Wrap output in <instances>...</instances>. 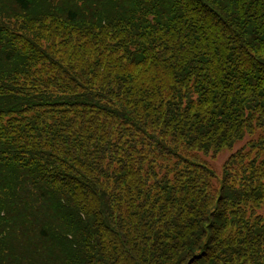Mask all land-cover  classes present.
Instances as JSON below:
<instances>
[{
    "label": "trees",
    "instance_id": "1",
    "mask_svg": "<svg viewBox=\"0 0 264 264\" xmlns=\"http://www.w3.org/2000/svg\"><path fill=\"white\" fill-rule=\"evenodd\" d=\"M263 204L264 0H0V264H264Z\"/></svg>",
    "mask_w": 264,
    "mask_h": 264
},
{
    "label": "rangeland",
    "instance_id": "2",
    "mask_svg": "<svg viewBox=\"0 0 264 264\" xmlns=\"http://www.w3.org/2000/svg\"><path fill=\"white\" fill-rule=\"evenodd\" d=\"M237 147V144L233 147V149ZM229 153V149L227 150H221V152L219 153H215L214 155H212L211 153H207L206 155H204V160L206 161L207 165L210 167V169H212L215 173V175H218L221 172L222 169V165L225 162L227 156ZM191 155H195L196 157H199V152H190ZM214 184L216 185V182L214 181ZM261 213L260 214H264V204L261 206L260 210Z\"/></svg>",
    "mask_w": 264,
    "mask_h": 264
}]
</instances>
